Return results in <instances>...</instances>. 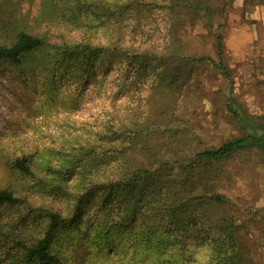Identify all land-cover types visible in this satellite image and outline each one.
Listing matches in <instances>:
<instances>
[{
	"label": "trees",
	"instance_id": "1",
	"mask_svg": "<svg viewBox=\"0 0 264 264\" xmlns=\"http://www.w3.org/2000/svg\"><path fill=\"white\" fill-rule=\"evenodd\" d=\"M87 1L44 0L53 10H46V21L57 18L60 7L76 31L111 24L117 32L104 30V44H94L83 34L49 42L4 19L7 11L1 1L0 66L41 71L47 84L70 74L84 86L88 80L95 84L105 80L109 66L97 61L109 49L125 64L144 62L146 50L125 47L120 31L125 23L140 21L157 0ZM164 3L171 47L156 56L149 70L151 82L160 84L151 97L170 99L169 90L184 85L180 70L186 65H210L229 78L222 61V24L212 23V5L205 0ZM195 14L216 29L212 40L216 58L177 48L175 29ZM225 102L238 132L217 145L188 144L195 136L185 128L160 129L147 120L130 119L107 123L84 142L36 147L30 154L16 155L10 166L20 175L37 177L34 193L39 200L27 208L23 196L0 187V263L70 264L68 256L88 244L112 253L110 264H194L196 243L205 247L201 264H244L235 230L220 215L230 200L208 189L198 170L239 150L257 148L264 154V114H246L233 107L232 98ZM91 253L84 264H103L101 255L94 261ZM84 256L77 264H83Z\"/></svg>",
	"mask_w": 264,
	"mask_h": 264
},
{
	"label": "rangeland",
	"instance_id": "2",
	"mask_svg": "<svg viewBox=\"0 0 264 264\" xmlns=\"http://www.w3.org/2000/svg\"><path fill=\"white\" fill-rule=\"evenodd\" d=\"M1 1L7 11L4 19L17 22L49 42H56L61 36L83 34L94 44H104V30L117 32L111 24L107 27L96 24L84 33L76 31L60 7L57 18L46 21L49 14L46 10H53L47 9L44 0ZM205 1L213 7L212 23L222 24V61L229 70V78L210 65H186L180 70L183 87L169 90L172 96L163 102L151 97L160 84L151 82L149 70L156 56L171 47L164 0H157L140 21L125 23L120 31L125 47L146 50L145 61L125 64L109 49L97 61L109 66L101 83L88 80L82 86L79 77L68 74L47 84L41 71L0 66V187L11 188L23 196V206L35 205L39 200L34 193L37 177L20 175L10 166L11 160L21 153L30 154L36 147L55 149L70 142H84L112 121L147 120L149 125L160 129L185 128L195 136L188 144L200 141L199 146H209L238 132L226 107L227 98H232L233 107L246 114L263 115L264 0ZM200 16L186 18L175 29L177 48L216 58L212 43L216 29ZM97 77L100 80L99 71ZM167 115L170 118L166 119ZM156 116L159 118L155 120ZM198 175L206 177L208 189L229 198L230 205L220 215L235 230L244 264H264V154L257 148L239 150L208 163L198 170ZM23 210L21 206L20 211ZM194 246L193 263L201 264V250L205 247L196 243ZM89 251L96 256L94 261L101 255L103 264L111 263L112 253L88 244L72 252L69 263H80V256L85 254L84 264V259L90 258ZM2 252L0 247V257Z\"/></svg>",
	"mask_w": 264,
	"mask_h": 264
}]
</instances>
